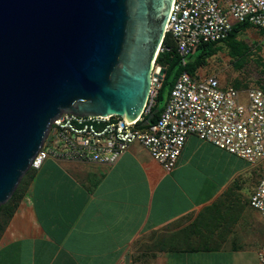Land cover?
<instances>
[{
  "label": "crops",
  "instance_id": "1",
  "mask_svg": "<svg viewBox=\"0 0 264 264\" xmlns=\"http://www.w3.org/2000/svg\"><path fill=\"white\" fill-rule=\"evenodd\" d=\"M260 168L194 135L171 172L139 143L112 166L47 159L0 232V264H260Z\"/></svg>",
  "mask_w": 264,
  "mask_h": 264
},
{
  "label": "water",
  "instance_id": "2",
  "mask_svg": "<svg viewBox=\"0 0 264 264\" xmlns=\"http://www.w3.org/2000/svg\"><path fill=\"white\" fill-rule=\"evenodd\" d=\"M173 1L0 0V207L61 114L142 118Z\"/></svg>",
  "mask_w": 264,
  "mask_h": 264
},
{
  "label": "built area",
  "instance_id": "3",
  "mask_svg": "<svg viewBox=\"0 0 264 264\" xmlns=\"http://www.w3.org/2000/svg\"><path fill=\"white\" fill-rule=\"evenodd\" d=\"M237 23H248L264 33V0H174L166 36L172 38L185 64L201 45L226 40ZM160 84L158 78L153 79L144 115L135 122L115 116L61 114L31 169H39L47 159L112 166L139 143L165 172H171L191 135L253 167L264 165V89L223 87L217 76L194 78L183 73L157 122L141 129L138 125L151 113ZM250 206L264 218V174ZM258 260L264 264V245Z\"/></svg>",
  "mask_w": 264,
  "mask_h": 264
},
{
  "label": "trees",
  "instance_id": "4",
  "mask_svg": "<svg viewBox=\"0 0 264 264\" xmlns=\"http://www.w3.org/2000/svg\"><path fill=\"white\" fill-rule=\"evenodd\" d=\"M248 29H253L257 33L264 35L263 32L256 30L248 23H237L233 26L232 31L226 40L219 43H209L201 45L198 48V50H202L200 56L193 58V55H191L186 59L185 64L176 51L174 41L169 35H167L162 45L163 51L158 54V57L156 59V66L165 69V74L158 90L155 105L152 108L151 113H149V115L155 113V117L151 121V124H155L157 122L160 113L163 111L166 105L165 103L164 106H161V102L163 100V92L165 90L168 91V100L176 80L183 73H187L194 78H199L200 76L198 75V71L206 66L207 59L216 54L215 45L225 43L224 45L227 48L229 57L236 63H240L244 61L246 57L250 56L252 50L251 46H248L242 39H240V36ZM235 88L241 89V85L235 86ZM146 118L147 116L144 119ZM147 128L148 126L141 127V129ZM33 172L34 170L30 169L24 175L12 197L8 200L7 203L0 207V232L8 224L15 211L17 210L23 197L24 186H28V181L32 177Z\"/></svg>",
  "mask_w": 264,
  "mask_h": 264
},
{
  "label": "rangeland",
  "instance_id": "5",
  "mask_svg": "<svg viewBox=\"0 0 264 264\" xmlns=\"http://www.w3.org/2000/svg\"><path fill=\"white\" fill-rule=\"evenodd\" d=\"M240 39L248 46H251L250 56L246 57L244 61L236 63L229 57L225 43L217 44L215 45L216 54L207 59L206 66L198 71V75L201 78L217 76L223 87L241 85V90H247L252 87L264 88V35L257 33L253 29H248L240 36ZM201 51L200 49L193 54V58L200 56ZM167 96L168 91L165 90L161 106L165 105ZM260 166V171H262L264 165ZM25 186L23 195L27 190V186ZM143 247L146 248V246L141 248Z\"/></svg>",
  "mask_w": 264,
  "mask_h": 264
}]
</instances>
